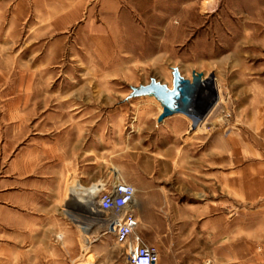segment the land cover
I'll return each instance as SVG.
<instances>
[{
  "label": "rangeland",
  "instance_id": "rangeland-1",
  "mask_svg": "<svg viewBox=\"0 0 264 264\" xmlns=\"http://www.w3.org/2000/svg\"><path fill=\"white\" fill-rule=\"evenodd\" d=\"M239 15L229 0H0V177L50 137L57 167L151 187V224L136 231L156 264H264V39ZM171 66L214 81L199 119L157 121L153 96L125 98L150 76L170 86ZM80 234L72 264H127L104 227L97 242L94 226Z\"/></svg>",
  "mask_w": 264,
  "mask_h": 264
},
{
  "label": "crops",
  "instance_id": "crops-1",
  "mask_svg": "<svg viewBox=\"0 0 264 264\" xmlns=\"http://www.w3.org/2000/svg\"><path fill=\"white\" fill-rule=\"evenodd\" d=\"M229 1L238 3L240 22L248 25L251 33L263 40L264 0ZM259 62L254 91L264 101V59ZM238 72L237 77H241V81L251 79L242 78L247 74V64L240 65ZM46 140L42 149L29 148L28 162L8 172L3 171L0 177V264H72V258L78 253H72L71 241L86 231L89 214L96 215L94 198L101 178L94 175L87 179L81 166L77 171L68 169L71 164L57 167L59 159L55 160L50 137ZM206 141L211 145L208 137ZM211 175L214 177V173ZM192 185L191 193H198V182ZM150 188L143 183L136 185L134 192V214L144 229L151 224L148 219ZM158 200V209H165L166 186L161 184L158 185ZM62 207L80 208L85 219L66 217L68 213ZM256 208L264 209V203L261 201ZM89 225L94 226L97 242L99 226L94 225L92 219ZM82 240L85 243L89 241L86 236ZM57 241L60 243L56 244Z\"/></svg>",
  "mask_w": 264,
  "mask_h": 264
},
{
  "label": "built area",
  "instance_id": "built-area-1",
  "mask_svg": "<svg viewBox=\"0 0 264 264\" xmlns=\"http://www.w3.org/2000/svg\"><path fill=\"white\" fill-rule=\"evenodd\" d=\"M134 192L133 184L122 179L100 182L94 198L96 215L92 223L112 233L114 242L123 247L127 264H156V247L141 241L135 231L138 220L134 214Z\"/></svg>",
  "mask_w": 264,
  "mask_h": 264
},
{
  "label": "water",
  "instance_id": "water-1",
  "mask_svg": "<svg viewBox=\"0 0 264 264\" xmlns=\"http://www.w3.org/2000/svg\"><path fill=\"white\" fill-rule=\"evenodd\" d=\"M207 82L200 71L192 69L190 78H187L180 74L177 66H171L170 86L150 76L145 83L130 85L125 98L138 95L153 96L161 105V110L156 116L157 121L175 112H182L197 119L211 102V99L206 101L204 97ZM192 125L194 124H189Z\"/></svg>",
  "mask_w": 264,
  "mask_h": 264
},
{
  "label": "bare ground",
  "instance_id": "bare-ground-1",
  "mask_svg": "<svg viewBox=\"0 0 264 264\" xmlns=\"http://www.w3.org/2000/svg\"><path fill=\"white\" fill-rule=\"evenodd\" d=\"M206 81V80H205ZM208 81V80H207ZM207 87H209V88H211L212 86H214V81L212 80V81H208L207 82ZM212 89V88H211ZM204 97H205V99H206V101L208 100V99H210V96H209V93H207V92H205L204 93ZM200 117H198V119H199ZM195 125V124H194ZM133 204L135 205V197L133 198ZM95 216L94 215H92V214H89V217H88V220H87V224H89V220H91L92 218H94ZM91 222V221H90ZM86 236V235H85ZM87 237V236H86ZM88 238V237H87ZM88 240H89V238H88Z\"/></svg>",
  "mask_w": 264,
  "mask_h": 264
}]
</instances>
